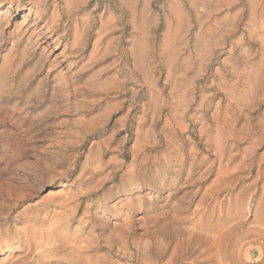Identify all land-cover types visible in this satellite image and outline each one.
Returning a JSON list of instances; mask_svg holds the SVG:
<instances>
[{
	"label": "rangeland",
	"instance_id": "obj_1",
	"mask_svg": "<svg viewBox=\"0 0 264 264\" xmlns=\"http://www.w3.org/2000/svg\"><path fill=\"white\" fill-rule=\"evenodd\" d=\"M72 1L0 0V264H264V0Z\"/></svg>",
	"mask_w": 264,
	"mask_h": 264
},
{
	"label": "bare ground",
	"instance_id": "obj_2",
	"mask_svg": "<svg viewBox=\"0 0 264 264\" xmlns=\"http://www.w3.org/2000/svg\"><path fill=\"white\" fill-rule=\"evenodd\" d=\"M74 2L72 0H65V7L68 9L72 6ZM18 7L16 6L15 8H13L12 6H7L5 8H0V29L4 26V25H8L11 23V21L13 20V18H16L17 13H18ZM33 7V6H32ZM32 7H29L27 10V14L24 15V17L22 18L21 21V26L17 27L12 33V35L9 37L8 41H12L14 40V38H16L17 36H19L21 34L22 31V26H24L26 30H28V28L30 29V27H28L27 25H29V23L31 21L36 22L38 19H36V16L38 14H40V12L34 10ZM37 9V8H36ZM55 11L51 17V26L49 28L45 27V26H41L39 27L38 25H35L36 27L32 30V32L30 33V35H28V37L25 39L26 41V49L27 50H31V48H33L34 46L37 47V49L39 51L45 52L46 49H51L53 51H57L59 49V42L56 41L53 42L51 40V32L53 31V27L52 24H55V22L57 21L58 17L55 16ZM34 16V17H33ZM20 19V18H19ZM13 22V21H12ZM33 22V23H34ZM38 22V21H37ZM15 23V22H14ZM36 24V23H35ZM30 26V25H29ZM7 27V26H6ZM45 27V28H44ZM32 28V27H31ZM23 33V32H22ZM27 33V32H26ZM22 36V35H21ZM24 37V36H23ZM23 39V38H22ZM22 39L20 38L19 40H17L15 43L12 44V47L8 53V55H6L7 57L4 60V65L3 67H7L10 65L11 63V52L15 49L18 48V44L21 43ZM54 53V52H53ZM78 122V121H74V124ZM79 123V122H78ZM47 163V162H46ZM43 166V165H42ZM46 166V165H45ZM136 177L132 176L131 177V181L134 183L136 181ZM138 183L134 184V186L137 187ZM29 187V186H28ZM26 188V187H25ZM20 189V188H19ZM120 209H122L120 207ZM121 211H118L117 213H120ZM129 213V210H128ZM54 223V222H52ZM49 224L48 227H46L47 229H49V231H46L45 234L43 235V233H41L40 237L34 236L35 233V226L31 225V230L33 232L32 234V239H31V243H29V245H32V249H37V248H45L46 246H50V247H54L56 248L57 245H59V243H64V238H62V228L60 226H55L56 223L53 224ZM209 227V224H207L206 222H200L199 225V231H197V228L195 229L196 231H192L189 241L191 243H193V245H199L201 243L205 242V239L203 238L202 235V231L204 229H207ZM201 231V232H200ZM27 234V233H26ZM38 234V233H37ZM75 234V235H74ZM74 235V240L76 235H81V231H77L75 232ZM71 247V246H70ZM3 249V248H2ZM30 249V247L28 248ZM53 249V248H52ZM56 251V250H54ZM28 253V252H27Z\"/></svg>",
	"mask_w": 264,
	"mask_h": 264
}]
</instances>
